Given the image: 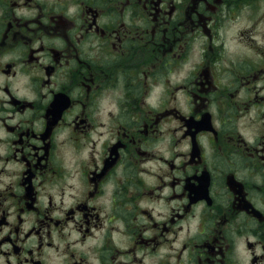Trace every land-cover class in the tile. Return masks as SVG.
I'll return each mask as SVG.
<instances>
[{"label":"flooded vegetation","instance_id":"af4514ba","mask_svg":"<svg viewBox=\"0 0 264 264\" xmlns=\"http://www.w3.org/2000/svg\"><path fill=\"white\" fill-rule=\"evenodd\" d=\"M0 264H264V0H0Z\"/></svg>","mask_w":264,"mask_h":264}]
</instances>
